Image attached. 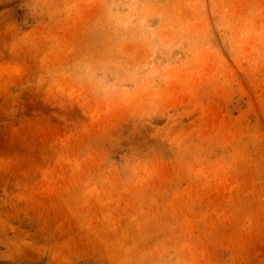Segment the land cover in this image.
<instances>
[{"label": "rangeland", "instance_id": "1", "mask_svg": "<svg viewBox=\"0 0 264 264\" xmlns=\"http://www.w3.org/2000/svg\"><path fill=\"white\" fill-rule=\"evenodd\" d=\"M0 264H264V0H0Z\"/></svg>", "mask_w": 264, "mask_h": 264}]
</instances>
